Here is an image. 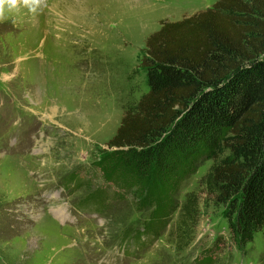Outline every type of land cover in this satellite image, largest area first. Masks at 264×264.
I'll use <instances>...</instances> for the list:
<instances>
[{"label":"rangeland","instance_id":"obj_1","mask_svg":"<svg viewBox=\"0 0 264 264\" xmlns=\"http://www.w3.org/2000/svg\"><path fill=\"white\" fill-rule=\"evenodd\" d=\"M217 0H47L0 20V264H196L223 241L215 264H264V236L236 246L225 206L205 184L202 162L181 186L179 208L142 249L124 245L150 209L79 202L104 187L92 163L128 105L147 90L140 60L162 21ZM91 172V177H90ZM90 182L76 186L81 178ZM114 191V190H113ZM79 206V207H78ZM128 245V244H127Z\"/></svg>","mask_w":264,"mask_h":264},{"label":"trees","instance_id":"obj_2","mask_svg":"<svg viewBox=\"0 0 264 264\" xmlns=\"http://www.w3.org/2000/svg\"><path fill=\"white\" fill-rule=\"evenodd\" d=\"M139 68L147 90L124 109L108 149L92 163L104 187L79 206L101 214L108 201L131 196L150 213L124 250L142 249L179 208L182 184L211 161L207 191L225 206L236 246L264 236V0H217L162 21L145 40ZM82 181L76 186L91 180ZM223 241L217 237L194 262H218Z\"/></svg>","mask_w":264,"mask_h":264},{"label":"clouds","instance_id":"obj_3","mask_svg":"<svg viewBox=\"0 0 264 264\" xmlns=\"http://www.w3.org/2000/svg\"><path fill=\"white\" fill-rule=\"evenodd\" d=\"M47 6V0H0V20L5 19L6 12L13 13L21 7L30 13H37Z\"/></svg>","mask_w":264,"mask_h":264}]
</instances>
